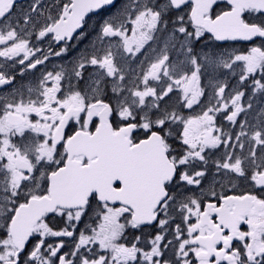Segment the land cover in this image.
Returning <instances> with one entry per match:
<instances>
[{
	"label": "snow or ice",
	"instance_id": "snow-or-ice-1",
	"mask_svg": "<svg viewBox=\"0 0 264 264\" xmlns=\"http://www.w3.org/2000/svg\"><path fill=\"white\" fill-rule=\"evenodd\" d=\"M0 264H264V0H0Z\"/></svg>",
	"mask_w": 264,
	"mask_h": 264
},
{
	"label": "flooded vegetation",
	"instance_id": "flooded-vegetation-1",
	"mask_svg": "<svg viewBox=\"0 0 264 264\" xmlns=\"http://www.w3.org/2000/svg\"><path fill=\"white\" fill-rule=\"evenodd\" d=\"M85 43H87V42H85ZM84 47V45H78V48L76 49V50H74V54H75V51H78L80 48H83ZM59 63H61V61L59 60V58H52V63H50L49 65H48V67L49 68H51L52 67V64H59Z\"/></svg>",
	"mask_w": 264,
	"mask_h": 264
}]
</instances>
